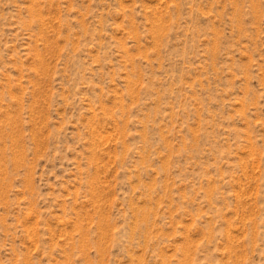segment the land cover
I'll list each match as a JSON object with an SVG mask.
<instances>
[{
  "label": "rangeland",
  "instance_id": "374dc122",
  "mask_svg": "<svg viewBox=\"0 0 264 264\" xmlns=\"http://www.w3.org/2000/svg\"><path fill=\"white\" fill-rule=\"evenodd\" d=\"M0 264H264V0H0Z\"/></svg>",
  "mask_w": 264,
  "mask_h": 264
}]
</instances>
